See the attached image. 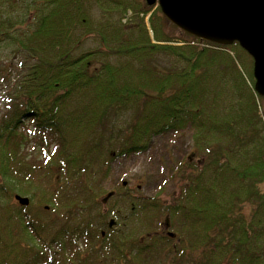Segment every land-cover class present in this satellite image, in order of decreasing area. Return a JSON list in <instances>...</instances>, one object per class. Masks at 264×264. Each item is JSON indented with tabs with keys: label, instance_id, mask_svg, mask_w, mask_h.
I'll use <instances>...</instances> for the list:
<instances>
[{
	"label": "trees",
	"instance_id": "obj_1",
	"mask_svg": "<svg viewBox=\"0 0 264 264\" xmlns=\"http://www.w3.org/2000/svg\"><path fill=\"white\" fill-rule=\"evenodd\" d=\"M2 47L24 73L0 118V264H144L161 250L167 264H264V98L239 43L185 33L145 0H0ZM184 132L198 162L174 204L123 185L102 201L116 159ZM123 214L171 232L112 233Z\"/></svg>",
	"mask_w": 264,
	"mask_h": 264
},
{
	"label": "rangeland",
	"instance_id": "obj_2",
	"mask_svg": "<svg viewBox=\"0 0 264 264\" xmlns=\"http://www.w3.org/2000/svg\"><path fill=\"white\" fill-rule=\"evenodd\" d=\"M90 45H92L90 42L85 43L86 47ZM21 58L22 55L13 51L11 47L0 48V118L4 115L7 108L11 106L12 99L15 97V89L18 88V80L23 76L24 72L17 67ZM21 64L22 61L18 65ZM4 76H6L5 79ZM21 82L23 83L22 79ZM263 112L264 104L261 106V113ZM28 130L31 131V127ZM192 145L193 142L190 139L189 132H184L183 136L168 135L155 138L152 142V146L150 149H147L146 152L116 159L112 163V175L104 182L103 187L107 192H116L117 194L121 192L119 189L121 185L128 186L131 189L137 188L140 194L147 199H152V197L158 198L156 201L160 202L162 206L174 204L176 199L180 196L185 182L182 180V175L183 171L187 168L186 160L190 158L188 162H191V160L193 163L198 162V158L194 156ZM34 152L35 148L33 144H30L28 148L26 147L25 153H27L29 157L31 153L34 155ZM106 197V195H101L102 201ZM109 199L103 202L107 203ZM11 204L19 205L15 198ZM35 205L36 208H38L36 203ZM243 209L246 214L250 212L249 206H245ZM118 216L109 219V223L113 221L112 227L108 226L109 229L112 230V233H119L120 230L129 233L134 231V229L137 232L139 230L143 231L146 228L149 230L157 228V232L159 231L163 235H166L171 232L170 230L172 229L168 227V222H166L165 217L156 218L147 216L145 223H142L140 222L141 220L137 222L135 219L124 221L122 220L125 217L124 214L121 219L117 220L116 218ZM161 216H166V214L163 213ZM167 221L170 223L169 219ZM150 223L151 225H149ZM175 226L179 227L178 224H175ZM98 227V229H100V224ZM174 239L173 246H176L178 244V239L176 237H174ZM80 249L86 254L87 248L83 244L80 246ZM154 257L145 258L144 264H151V262L152 264H167L170 255L166 251L161 250L158 251L157 256L154 255ZM94 260V264H112L108 263L107 258H102L101 256ZM123 263L124 261H121V264Z\"/></svg>",
	"mask_w": 264,
	"mask_h": 264
},
{
	"label": "water",
	"instance_id": "obj_3",
	"mask_svg": "<svg viewBox=\"0 0 264 264\" xmlns=\"http://www.w3.org/2000/svg\"><path fill=\"white\" fill-rule=\"evenodd\" d=\"M181 31L213 44L237 42L254 61L255 91L264 98V0H146ZM113 193H109L106 202ZM15 199L28 206L30 199ZM111 221L109 227H112ZM171 235V233H170Z\"/></svg>",
	"mask_w": 264,
	"mask_h": 264
}]
</instances>
